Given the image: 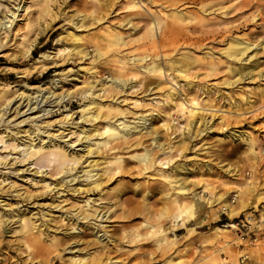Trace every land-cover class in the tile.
Returning <instances> with one entry per match:
<instances>
[{"label": "rangeland", "instance_id": "1", "mask_svg": "<svg viewBox=\"0 0 264 264\" xmlns=\"http://www.w3.org/2000/svg\"><path fill=\"white\" fill-rule=\"evenodd\" d=\"M102 1L108 3L104 8H99L97 0H0V23L5 14L9 19L8 14L16 11L8 33L0 25V114L6 109L3 120L0 116V133L8 135V139L17 138L21 147L29 142L28 135L34 130L45 136V141L61 136L59 140L48 142L51 146L46 148H52L57 142L68 151L83 149L86 139L74 131L102 125V122L82 118L83 108L94 109V105L84 107L92 98L89 91L99 89L100 82L108 76L126 78L133 88L125 87V90L106 84V89L97 93L103 95L107 103L114 101L123 110L131 111L126 117L128 120L138 119L131 117L132 112H137L135 117L147 114L146 122L138 123L135 130L139 131L132 132L129 139L142 138L155 149L153 138L146 132L150 126L155 127L163 140L172 138L175 148L160 153L161 158L171 161L165 165L157 161L152 168L142 169L138 159L130 155L142 152L143 147H134L129 153H123L124 167L131 170L130 175L124 174L125 169L112 176L105 174L103 190L101 187L86 189L76 180V183L71 182L75 183L72 187H83L77 191L66 187L61 180L83 169L88 161L78 164L72 172L67 165L58 173L56 155L40 156L33 162L23 161L21 147H4L0 143V175L6 177L0 184V195H6L9 189L12 191V195L3 197L8 198L3 202L8 205L0 206V218H7L12 212L10 207L19 201L17 206L37 219L39 228L49 238L57 229L79 234L82 240L95 244L94 234L102 236L104 231L100 229H105L113 239L109 250L115 252V256L123 252L117 246L133 250L129 253L130 258L135 257L133 262L129 261L132 264H264V228L246 238L236 229L220 235L214 232L216 226L224 227L256 208L261 211L264 205V198L258 200L264 195V0H134L139 7L133 9L129 7L132 0ZM43 5L50 10L44 16L41 15ZM161 10L164 12L160 13ZM176 11L186 14L184 23L175 31L163 30V25L171 21L167 14ZM154 13L164 19L162 27L150 32L148 27ZM97 17L101 19L98 21ZM82 18L87 27H78ZM40 26L43 27L40 29ZM109 26L119 31V44L110 48L100 41V51L98 41ZM69 32L79 34L82 40L73 41ZM34 37L37 41L27 53ZM238 40L249 49L240 59H235L230 45ZM77 45L84 48L86 56L78 52ZM64 47L67 49L59 51ZM45 51H52V59L59 66L54 65L39 74L34 70L36 57ZM188 56L190 62L182 66L188 70L184 76L178 73L181 66L177 67V62ZM140 57L145 59L140 60ZM152 62L172 75L163 77L158 87L148 84L154 75L143 68ZM137 70L146 73L147 78L142 83L140 75L134 76ZM88 79L96 81V89H91ZM53 81L57 83L52 89L49 84ZM39 84L49 86L47 91L50 88L51 93H36L33 92L36 89H30ZM53 90L55 94H67L57 105L45 101L55 99ZM169 91H174L177 98L197 97L208 124H199L197 133H194L196 128L185 127L188 118L171 109L167 101ZM6 92L8 96L4 98ZM87 94L89 97H84ZM42 96L45 98L40 102ZM10 98L13 100L6 105ZM135 100L140 101L138 106ZM166 114L170 115V120H164ZM250 138L255 139L259 151L255 161L244 141ZM176 165H184L185 169L177 173L172 169ZM228 167L230 171L226 170ZM162 172L170 178L187 177L186 187L196 192L207 187L201 192L204 198H218L221 194L226 198L214 205V212L208 207L200 208L198 220L174 222L173 216H169L172 211L169 200L182 194L174 193L176 189L172 184L159 176ZM250 182L255 184L256 191H251L248 207L230 217L231 207L224 212L221 206L229 203L233 194H238L233 205L239 204ZM113 187L122 188V193L118 194ZM185 195L181 197H188ZM89 197L99 203L96 206L100 205L97 217L87 211ZM84 211L89 214L88 218H82ZM203 218L206 220L199 223ZM75 223L79 228L73 229ZM124 228L143 238L129 242L122 233ZM159 230L167 232L169 241L174 242L169 249L157 246L156 240L161 238ZM62 232L58 231V235H63ZM24 237L19 223L13 220L1 223L0 264H85L93 259L92 253L102 251L97 246L86 247L82 240L72 239L66 251L47 246L48 250L38 252L26 247ZM103 237L102 243H106L107 235ZM71 238L67 235V239ZM139 252L146 253L140 255ZM72 257L76 260L72 261Z\"/></svg>", "mask_w": 264, "mask_h": 264}, {"label": "bare ground", "instance_id": "2", "mask_svg": "<svg viewBox=\"0 0 264 264\" xmlns=\"http://www.w3.org/2000/svg\"><path fill=\"white\" fill-rule=\"evenodd\" d=\"M97 1H99V4H100L99 8H102V7L104 8L108 4V3H104L102 0H97ZM195 1L196 0H192L191 2H195ZM129 7L133 9V8L139 7V5L136 1L132 0L129 3ZM96 10L97 8H95L94 11ZM205 11H207V9H205ZM15 12L11 11L8 14L9 19L7 17V14H5L4 17L2 18L3 20L0 23L2 27L4 26V30L7 33L10 30L9 28L12 27V23L14 22V19H16ZM161 12L163 13L164 11L161 10L160 13ZM48 13H50L49 7L45 5L41 6V15L44 16ZM167 16L171 18V21L166 22L163 25L162 29L165 31H169V32L175 31L178 27H180L184 23V21L187 18L186 14L182 11H176L174 14H171V15L167 14ZM100 19L101 17H97L96 20L99 21ZM162 19L164 18H162L161 14L154 13V17L153 19H151L152 20L151 26L148 27L149 31L153 32V30H156V28L162 27ZM7 22H10V24H7ZM81 26L87 27V25L85 24V19L83 18L80 22V25H78V27H81ZM42 27L43 26H40V29ZM104 32L106 34L102 36V38H100V40L98 41V49L100 51H101V48H100L101 43H99L100 41L106 42V46L111 48V47H115L116 45H118L119 40L121 38L119 31L114 29V27L111 28L109 26L108 28L104 29ZM69 35H71V39L73 41L80 42L82 40V37L77 33L69 32ZM36 41H37V38L34 37L27 47V51H26L27 53L31 51ZM93 42H94V39H93ZM242 45H243L242 42L239 40L235 42V44L232 43V45H230V48L232 49L231 56L233 58L240 59L241 56H243L247 52V50L249 49V46L248 45L242 46ZM77 46L80 47L78 49V52L82 54V56H86L87 53L85 52L84 48H81L82 47L81 45H77ZM66 49L67 47H64V49L62 48L59 51H63ZM51 52L52 51H45L41 55L36 57L35 63L37 64V66H35L34 70L36 71L38 70L39 74L44 73L46 70L50 69L51 67L57 64L55 59H52ZM139 59L144 60L145 58L140 57ZM190 59L191 58L188 56V57H184L182 60L181 59L178 60L177 67L181 66L180 68L177 69L178 73L184 76L188 74V70L182 66L184 65V62L185 63L190 62ZM119 62L123 63L120 60ZM124 65L125 64H123V66ZM56 66H59V65H56ZM174 66L176 68L175 63H174ZM143 68L147 72L152 73L150 75H154L153 76L154 78H152L150 82H148L149 85H154L158 87L161 85V82H163L162 80L163 77L172 76V75H167L168 73H165V70L162 69L161 65L156 62H152L151 64H148L144 66ZM143 73L144 72H141L140 70H137L134 73V76L140 75L139 77L140 83L144 82V80L147 78V76L145 75L146 73L145 74ZM98 80L102 81L101 79H98ZM87 82L92 83L91 89H96V81H92L88 79ZM55 83L57 82L53 81L52 83H50L49 84L50 88L53 89ZM100 84H101V87L99 89L89 91V93H91L92 95V98L88 100L87 104H85L84 107H86L87 105H92V106L94 105V109L90 111L89 107L83 108L84 113L82 115V118L85 121L102 122V125L101 126L97 125L93 127L92 129L82 128V129H77L78 131H74L78 134V136L82 135L86 139L85 140L86 143L83 149H79V150L74 149L73 151H68L67 149H65L64 146L58 145L59 143L57 144V142H55V145L52 148H49V147L46 148V146H51V145H48V142H51L52 140L56 138L51 137L49 140L45 141V136H43L40 133L34 132V130H31L30 134L28 135L29 142H25L22 147L15 140L17 138L9 137L8 139L6 137L8 135H6L5 133H0V143L4 145V147L6 146H13L14 148L21 147L23 151V155H24L23 161L30 160L31 162H33L34 158H38L40 156H44L47 154L56 155L57 157L56 167H57L58 173H60L61 170H63V168L66 167L67 165H70L69 171L72 172L74 169L77 168L78 164H82L88 161V164L83 169H81L78 172H75V174L74 173L70 174V176H68V179L63 178L61 180L62 184H66V187L68 188L70 187L72 190H77V191L83 187L80 186V188L79 187L73 188L72 184H75L76 182H78V184L80 185H85L86 189L96 190L101 187V190H103L105 182H106L105 178L103 177L105 174L112 176V174L120 171L121 169L123 170L125 169L124 174L130 175L131 170L126 169V167H124L125 159H124L123 153H129V150L134 147H139V146L143 147L142 152H135L130 155L132 158L138 159V161L141 163L142 169L152 168L153 166L157 164V161H159L158 163L162 165L169 163L171 160L167 158H161L160 153L161 152L168 153L173 148H175L172 138H170L169 140H163V138L160 136V132L155 127L150 126L146 130V132L148 133L151 139L153 138L154 143H155V149H153V147H150V145L145 144V140H143L142 138L129 139V136L132 132L139 131V130H135L140 125L138 123H142V124L145 123L146 120L148 119L147 118L148 115L141 113L138 117H135V114L137 112H132L133 116L131 117H134L135 119L138 118V119L134 121L128 120L126 119V117L128 116V114L131 113V111L123 110L112 99H111V101H113L112 104L107 103V101L103 100L104 96L101 95L100 93H97V91L103 88L106 89L105 87L106 84L108 85L115 84V86H119L120 88L126 87L127 89L133 88V85L129 86L130 82H128L126 78H121L120 80L118 78H112V77L109 78V76L104 81L100 82ZM43 85L44 84L31 86L30 89H36L35 91H33L36 93H41V92L51 93L50 88L47 91L49 86L43 87ZM24 88H28V87L24 86ZM54 92L55 90L52 91V95L55 94ZM6 93H4V98L8 96V93L7 94ZM89 95L90 94H87V96H84V97L88 98ZM174 95H175L174 91H169L167 93V101L170 102V107L172 110L178 111L181 113V116H186L188 118V121L185 127H189V128L193 127L194 129L196 128L194 133H197L199 132V124H203V125L208 124L207 118H205L203 115V112H204L203 105L201 104V101L197 97L193 96L187 100V99L177 98ZM66 96L67 94L65 93L63 94L58 93V94H55V99H51L52 101L48 99H46L45 101L46 103L52 102V105H54L55 103L57 105ZM44 98L45 97L42 96V98L40 99V102H43ZM12 100L13 98H10L8 102L6 103V105L10 104V101ZM139 102H140L139 100H135V104L137 106L140 104ZM39 103H37V105ZM33 108H35V106ZM145 110H148V109H144V111ZM2 111L3 113L0 114V116L2 117V120H3V117L6 114V109H2ZM149 114L154 115L153 112H149ZM123 116L125 117V119H121V117ZM169 118H170V115L166 114V117L164 118V120H167V119L170 120ZM164 124L167 126V130H169L168 122ZM49 134L50 133H48V135ZM37 138L39 140H36ZM60 138L61 136H58V139L56 140H59ZM238 138H241V137H238ZM185 140H186V137L182 138L181 143L183 144ZM13 141L14 142L16 141V142L13 143ZM23 141H26V139H24ZM244 141L249 148V154L252 156V159L254 161L257 160V157H259V151L257 150L255 146V139L253 138H250V140L244 139ZM0 158H2L1 155H0ZM172 169L173 170L175 169L176 172L178 170L179 172H182L185 169V166L176 165V166H173ZM227 169L229 171L231 170V168L229 167L226 168V170ZM4 176H5V173H4ZM159 176L162 177L167 183L172 184V188L176 189V192L174 193L182 194L181 196L186 194L188 196L185 198L181 196L174 197L171 200H169L170 207L172 209V211H170L169 216H173L174 222H178L181 219H184L185 222L192 220V219L198 220L197 212L200 208L208 207L210 208V210L214 212V208H213L214 205L220 203L221 201L224 200V198H226V196L223 197L222 194L218 195V198L217 196H215L213 199L204 198L201 192H205L207 190V187L202 188L199 192L194 191L192 188H187L186 183L189 182V179L184 176H180L179 178H173V177L170 178V175L167 174L166 172L160 173ZM5 181H6V177L1 178V175H0V184H3V182ZM71 182H75V183L71 184ZM11 184H14V183H11ZM47 186L50 187L51 185L47 184ZM1 189L2 188H0V190ZM113 189L118 194L122 193L121 191L122 188L118 189L116 187H113ZM251 191L255 192L256 187H255V184H251L250 182V186L247 188V190H244L239 204L233 205L236 202L231 203L229 200V203H226L221 207L223 208L225 206H229V209L231 207V211L229 212L230 217L237 216L240 212L246 210V208L248 207ZM10 195H12L11 189L6 191V195H0V206L8 205V203L7 204L3 203L8 198H3V197H7ZM28 195L35 196V194L33 193H28ZM237 197H238V194H237ZM262 198H264V195L259 196L258 200ZM262 202H264V199ZM19 203H20L19 201L15 202V204L10 207V209H12V212L8 213L7 218H0V227L3 221L13 220L14 222L19 223L20 229L22 230V232H24V236H25L24 243L28 249L37 250L38 252H44L45 250H48L47 246L49 247L53 246L54 249L56 250L60 249L62 252V251H66L67 249H69L67 245L69 244L70 240L72 239H77L79 241L82 240L83 237L79 234H72V233H68L67 231L62 232V230H57V229L54 230V233L51 235L50 238L47 237L45 235L46 233L42 229L39 228L38 226L39 224L36 223L37 219H34L32 216H28V213L26 214L25 211L21 209V207L17 206L19 205ZM96 204H99V203H97L95 199L92 200L90 199V197L86 199V205L88 206L87 211L90 212L93 217L95 216L97 217L100 215V212H99L100 205L96 206ZM15 211H18V212L14 213ZM96 212L98 213L96 214ZM88 216L89 214H86L84 211L82 218H88ZM104 216L105 214H103V217ZM4 217H5V213H4ZM203 220H206V218L201 219L199 223L203 222ZM76 228H79V226H77V224L75 223L73 224V229H76ZM124 229H122V233H125L124 236L127 237L129 242H133V241L140 240L143 238L142 235L139 233H131L128 231L127 228H124ZM231 229H236V225L232 221L225 224L224 227L216 226L214 229V232L217 235H220L226 231L228 232ZM100 230H103L104 234L102 236L94 234V241L96 245L94 243H90V241H88L87 239L82 240V243H84L86 247H90V246L96 247L97 246L98 250L99 249L102 250L98 252L101 254L99 258L95 256L98 253L97 254L92 253L91 255L93 259L90 262H86L85 264H100V263L101 264H120V262L121 264H132V262L135 260V257L130 258L129 253H132L133 250L131 249L126 250L124 246H117L118 249H122L123 252L121 253L122 254L121 256H118V255L115 256L114 254L115 252H113L112 250H109L110 249L109 242H113L112 237L108 234L107 230L105 229H100ZM58 231L62 232L63 235L62 234L58 235L59 234ZM159 232H161V238L156 240L157 246L159 248H161L162 250H166L174 245V242L169 241V239L167 238V235H166L167 232H164V230H159ZM67 235L72 238L67 239ZM104 235H107V238H108V241L106 243H102L105 240V237H103ZM79 241H75V242L79 243ZM145 253L146 252H139L140 255H144ZM103 255H105L104 258L102 257ZM124 255L126 256L123 257ZM71 260L74 261L76 259L75 257H72ZM130 260L132 262H129ZM143 262H146V261H143Z\"/></svg>", "mask_w": 264, "mask_h": 264}, {"label": "built area", "instance_id": "3", "mask_svg": "<svg viewBox=\"0 0 264 264\" xmlns=\"http://www.w3.org/2000/svg\"><path fill=\"white\" fill-rule=\"evenodd\" d=\"M229 200L231 203H235L237 194H233ZM227 207L228 206L223 207L222 211L226 212ZM256 210L258 211V208H256ZM256 210L251 211L250 214L244 215L242 218L239 217L235 219L236 231L243 238L248 237L250 234L256 235L264 228V205L261 211L256 212Z\"/></svg>", "mask_w": 264, "mask_h": 264}]
</instances>
